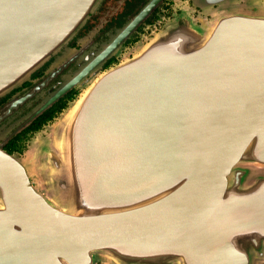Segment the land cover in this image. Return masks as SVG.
Segmentation results:
<instances>
[{"label":"water","instance_id":"1","mask_svg":"<svg viewBox=\"0 0 264 264\" xmlns=\"http://www.w3.org/2000/svg\"><path fill=\"white\" fill-rule=\"evenodd\" d=\"M101 3L0 0V97L65 60L0 122L70 63L28 120L82 89L21 159L0 148V264H264V17L169 28L100 72L133 25L91 60L68 43Z\"/></svg>","mask_w":264,"mask_h":264},{"label":"flooded vegetation","instance_id":"2","mask_svg":"<svg viewBox=\"0 0 264 264\" xmlns=\"http://www.w3.org/2000/svg\"><path fill=\"white\" fill-rule=\"evenodd\" d=\"M237 15L264 17V0H102L97 11L90 15L86 24L68 43V47L76 50L85 48V53L91 60L120 31L133 25L114 52L102 62L100 72H103L126 56L131 57L135 48L147 45L169 28L184 34L191 30L201 33L206 31L208 24H213L220 17ZM61 56L62 54L51 58L31 75L30 80L0 97V109L48 78L65 61L58 59ZM79 67L77 62L68 64L37 95L3 118L0 122L1 150L17 158L23 157L29 142L78 99L82 89L76 85L43 112L28 120L35 108L78 73Z\"/></svg>","mask_w":264,"mask_h":264},{"label":"rangeland","instance_id":"3","mask_svg":"<svg viewBox=\"0 0 264 264\" xmlns=\"http://www.w3.org/2000/svg\"><path fill=\"white\" fill-rule=\"evenodd\" d=\"M21 158H22V157H20V159H21ZM38 186H39V187H41V184H40V183H38ZM98 264H101V263L99 262Z\"/></svg>","mask_w":264,"mask_h":264}]
</instances>
